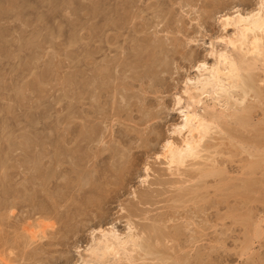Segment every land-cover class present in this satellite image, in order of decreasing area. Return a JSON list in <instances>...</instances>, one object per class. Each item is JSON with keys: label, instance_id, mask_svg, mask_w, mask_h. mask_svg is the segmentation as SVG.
Here are the masks:
<instances>
[{"label": "rangeland", "instance_id": "1", "mask_svg": "<svg viewBox=\"0 0 264 264\" xmlns=\"http://www.w3.org/2000/svg\"><path fill=\"white\" fill-rule=\"evenodd\" d=\"M262 1L0 0V264H85L100 230L142 237L106 264H264V61L204 99L198 160L161 157Z\"/></svg>", "mask_w": 264, "mask_h": 264}, {"label": "bare ground", "instance_id": "2", "mask_svg": "<svg viewBox=\"0 0 264 264\" xmlns=\"http://www.w3.org/2000/svg\"><path fill=\"white\" fill-rule=\"evenodd\" d=\"M263 7L264 0L257 12H250L248 14L237 13L233 16L227 14L224 17L223 23L225 30L231 28L236 29L235 38H231L227 43L234 48L235 52L237 51L240 53L239 56L242 55V58L238 59L227 53H220V60L214 66L208 67L206 63L199 66L198 70L200 71V76L195 83L196 85L194 87L188 85V89L184 92V94L188 96V103L186 102L187 106L184 108V111H181L184 113V116H182L184 117V120H182L183 123H181L180 126L178 125L179 127L174 132V135L178 134L181 136L182 142L181 144H177L175 140L167 141L164 146V153L161 156L168 161L170 167H175L179 170L182 166L186 165L185 163H187L189 159H197L199 156H202L200 154L202 153V144L212 131L213 125L216 126V123L219 121L218 119H220V116L216 115L214 112L217 104L215 106L213 105V108L202 105L205 103H203L204 99L211 98L216 102L220 101V99L231 101L232 95L230 93H232V90L234 91V89L240 88L245 84L243 73L252 69L253 65L251 67L248 66L246 58L250 55L254 56V59L261 58L264 61ZM178 104H182V97L179 98ZM227 104L229 106V103ZM199 105L204 106V114L198 112ZM216 127H218V125ZM100 234L101 236L99 240L96 241V246L93 247L90 254V256L92 255L90 258L91 260L86 261L85 264H106L104 260L107 256H114L116 258L121 256L122 251H127V254H130V252H132L131 250L136 251V248H140L139 244H141V241L139 242V240L142 237L139 239L137 235H133L131 238L124 240L115 232L100 230Z\"/></svg>", "mask_w": 264, "mask_h": 264}]
</instances>
